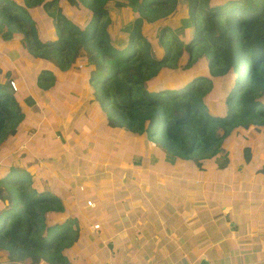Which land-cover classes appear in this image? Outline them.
Here are the masks:
<instances>
[{
    "label": "trees",
    "instance_id": "trees-1",
    "mask_svg": "<svg viewBox=\"0 0 264 264\" xmlns=\"http://www.w3.org/2000/svg\"><path fill=\"white\" fill-rule=\"evenodd\" d=\"M109 1L134 12L120 49L111 44L107 31ZM182 1L187 16L181 26H163L150 39L143 33V22L167 16L179 0H0V50L5 45L20 48L38 68L34 82L39 89L33 96L25 84L17 92L10 81L19 84L18 71H2L0 152L3 148L11 154L19 146L17 131L28 109L35 107L41 92L48 95L56 77L72 70L79 58L86 65L83 94L107 128L125 129L129 140L142 137L140 141L154 144L178 165L195 160L201 167L209 156L215 169L227 170L231 160L224 145L232 131L253 128L264 134V0ZM199 59H205L208 76L190 71L181 80L159 82L165 68L177 69L183 61L188 71ZM43 63L45 67H38ZM212 78L227 81L222 97L226 108L215 115L206 104L214 89ZM38 163L15 157L0 164V249L20 264H74L69 253L80 249L77 224L60 220L66 214L61 197L48 187L38 188L33 169H41L44 162ZM47 163L53 171L59 165L53 159ZM134 166L142 168L140 157ZM256 171L264 176V162ZM96 175L86 181L100 185L108 178ZM131 176L135 181L131 172L120 179L115 176L112 188H92L89 196L68 190L77 191L74 196L81 208L91 200L94 206L87 215L93 218V211H98L101 220L108 217L111 190L132 186ZM71 193L67 198L72 203Z\"/></svg>",
    "mask_w": 264,
    "mask_h": 264
},
{
    "label": "rangeland",
    "instance_id": "rangeland-1",
    "mask_svg": "<svg viewBox=\"0 0 264 264\" xmlns=\"http://www.w3.org/2000/svg\"><path fill=\"white\" fill-rule=\"evenodd\" d=\"M107 6L109 16L107 31L110 41L115 48L120 49L125 46L127 41L124 27L133 20L134 12L130 7L116 6L112 1H109ZM186 16V3L179 0L176 9L167 16L152 23L143 22V33L148 38L155 39L159 28L163 26H169L171 29L179 28L181 20ZM1 43L3 42L1 41ZM81 54L83 56L84 52L81 51ZM23 55V51L16 45H5L4 49L0 50V77L3 70L14 68L21 76L19 84H15L13 81L15 87L18 88L26 84L28 92L34 96L39 90L35 87L34 82L38 68H33L31 61ZM182 64L183 61L180 64L178 62L177 69L165 68L159 82L175 78H178L175 80H181L188 76L190 71L208 76L205 59H199L188 71L182 68ZM45 66L43 63L38 67ZM85 71L86 65L78 58L74 62L72 70L56 77L57 84L48 92V95L46 92H41V95L36 98L35 107L28 109V118L17 131L21 137L15 141V144H19V146L11 154H8L7 149L2 148L0 164L15 157L21 158L23 162L36 160L38 163L42 160L44 163L40 164L41 169L38 170L36 167L33 169V178L38 181V188L48 187L54 194L61 196V200L71 193L68 188L72 187L80 194L88 195L95 187V189L103 187L102 185L106 188L113 187L114 183L111 182L115 176L123 177V174L130 176L131 172L136 176L135 181L131 176L133 179L131 178L130 181L134 182L131 184L135 187L139 182V189L132 186L114 188L111 190V195L116 190V196L113 198L110 196V202L114 198L121 197L125 192L135 191L139 197L133 202V212L142 213L144 211L149 215L157 216L159 221L164 220L162 221L163 227H168L176 216L179 217L185 213L186 200H194L192 198L197 196V194L195 196L196 191L194 190L195 183L201 182V178L209 180L213 184H228L230 188L226 187L225 194L215 197L226 199L225 195L231 191L242 196L246 194V191L251 192V190H256V199L264 197V176L256 171L264 162V150L262 149L264 134L262 132H257L253 128L232 131L226 139L227 142L225 141L227 145H224L229 149L231 160L229 168L225 171L215 169L209 156L204 159V162L202 161L201 167L195 164V160L181 162L178 165L177 161H174L175 159L170 155L165 156L154 144L140 141L142 137L129 140L125 129L107 128L102 117L94 115L95 106H90L87 103L88 97L83 94L86 88ZM212 81L214 89L206 98V104L208 111L215 115L221 109L226 108L222 103V97L227 81L224 78H212ZM31 86L32 89H35L34 93L31 91ZM19 90L18 88L17 92ZM218 131L220 130L218 129ZM49 139H52L51 143L48 141ZM41 140H44L43 146L40 145ZM30 148H32L31 151ZM137 157L141 158L142 168L134 166V160ZM52 159L59 161L55 171L48 170L47 162ZM87 168L92 169L88 172ZM2 169L1 166L0 171ZM94 174L108 176L104 180L110 179L108 180L109 185H106L108 183L104 180L99 182L100 185L86 181L87 177ZM234 183H241L240 186L242 185L244 188L237 190ZM254 184H256V189L251 188ZM179 185L190 190L178 189ZM157 188L159 190L152 193ZM61 191L65 193L63 197ZM76 192L71 193L73 197ZM184 192L190 193V198L183 196ZM235 195L230 194L231 197H235ZM133 199L134 197L130 198V200ZM7 203L6 200L3 201V204L7 205ZM261 211L264 212V207H261ZM70 218L69 220H71ZM65 219L60 216L61 221ZM69 257L74 263L76 256L74 255L73 258L69 255ZM105 257L106 252L102 253L101 259L103 260ZM80 262L85 264L84 258H81ZM0 264L20 263L10 260L6 251L0 249Z\"/></svg>",
    "mask_w": 264,
    "mask_h": 264
},
{
    "label": "crops",
    "instance_id": "crops-1",
    "mask_svg": "<svg viewBox=\"0 0 264 264\" xmlns=\"http://www.w3.org/2000/svg\"><path fill=\"white\" fill-rule=\"evenodd\" d=\"M241 183H234V187L243 189ZM183 187L177 186L189 189ZM226 187L230 188L227 183L213 184L201 178L195 183L197 196L186 200L185 213L176 216L168 227H163L164 220L157 216L133 212V202L139 197L135 191L114 198L108 217L100 208L101 220L98 211H93V218L88 217L92 207H79L75 197L71 203L69 195L63 197L61 191L66 212L62 216L76 221L81 239L79 251L72 253L73 258L76 256L74 264H81V258L85 264H264V197L256 199V190L242 196L231 191L226 199L215 197L224 195ZM251 188L256 189V184ZM182 194L187 198L191 195ZM115 196L114 191L112 198ZM94 224L99 225L97 230L91 228Z\"/></svg>",
    "mask_w": 264,
    "mask_h": 264
},
{
    "label": "built area",
    "instance_id": "built-area-1",
    "mask_svg": "<svg viewBox=\"0 0 264 264\" xmlns=\"http://www.w3.org/2000/svg\"><path fill=\"white\" fill-rule=\"evenodd\" d=\"M10 85L12 86L13 89H15V84H14L13 81H10ZM86 205H87V207H88V206H89V207H93V206H94V204H93V202H92L91 200H87V201H86ZM91 228H92L93 230H96V229L99 228V225H98V224H94ZM70 256H73V254L70 253ZM107 264H116V263H114L113 261H108Z\"/></svg>",
    "mask_w": 264,
    "mask_h": 264
}]
</instances>
